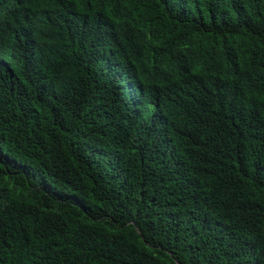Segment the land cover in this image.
Segmentation results:
<instances>
[{"label": "trees", "instance_id": "obj_1", "mask_svg": "<svg viewBox=\"0 0 264 264\" xmlns=\"http://www.w3.org/2000/svg\"><path fill=\"white\" fill-rule=\"evenodd\" d=\"M56 6L0 37V264H264V0ZM167 15L181 82L108 64Z\"/></svg>", "mask_w": 264, "mask_h": 264}, {"label": "clouds", "instance_id": "obj_2", "mask_svg": "<svg viewBox=\"0 0 264 264\" xmlns=\"http://www.w3.org/2000/svg\"><path fill=\"white\" fill-rule=\"evenodd\" d=\"M59 6L50 10H60L63 8L64 0H58ZM23 0H0V37L3 35L8 27L17 29L19 22L18 8L21 7ZM62 7V8H59ZM40 6L33 7L27 18H31L34 13L40 9ZM167 15L162 18L159 31L160 37L158 41L152 42L149 46L139 49L134 47L133 38L127 47V54L129 58H110L109 65L117 68L124 73L125 64H130L133 70L137 72L144 80L149 83L156 90H171L175 85L184 79L185 71L192 65L198 63L203 57L196 58L189 53L185 48L179 45V40L171 39L166 32ZM65 33H69L71 25L64 26ZM52 29L49 25L40 28L36 33H32L31 39L27 36L18 38L17 41L23 46L26 52H30L34 45L46 36L51 35ZM205 42L204 37L199 36L194 39L195 43ZM239 196L245 197L243 194Z\"/></svg>", "mask_w": 264, "mask_h": 264}]
</instances>
